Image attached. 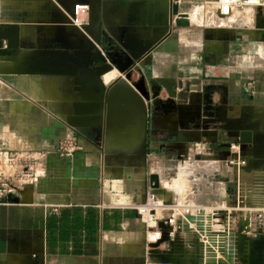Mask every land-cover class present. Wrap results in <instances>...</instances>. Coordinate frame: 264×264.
<instances>
[{
    "label": "crops",
    "instance_id": "1",
    "mask_svg": "<svg viewBox=\"0 0 264 264\" xmlns=\"http://www.w3.org/2000/svg\"><path fill=\"white\" fill-rule=\"evenodd\" d=\"M19 1L22 0H0V26L20 24L25 16L30 17L23 7L17 8ZM80 1L93 6L81 29L88 47L108 49V44H102L104 34L113 38V46L120 50H124L121 41L139 50L152 41L160 45V52L145 54L151 57L150 65L135 63L133 81L144 78L151 91L155 79L175 80L180 93L176 102L184 107L180 113H167V106L157 103L168 101L165 88L156 100L147 101L131 86V81L127 84L121 79L123 75L113 68L115 74L102 78L110 83L118 81L123 93L113 92V101H106L96 121L83 124L80 118H72L77 126H71L68 118L75 112L69 105H62L63 101L54 105L38 102L13 88L16 66L27 64L30 49L41 47L45 43L43 33L49 31V28L39 30L41 43L36 44L27 40L30 33L23 31L22 26L17 43L9 48L5 41L3 47L7 53L0 48V151H35L42 158L43 169L32 189L20 195V202L0 205V264L152 262L149 252L155 241L154 230L147 228L132 207L145 203L153 175L160 176L165 190L166 174L179 169L176 163L184 155L200 160L201 166L205 163L214 166L210 171L195 169L188 173L189 180L179 179V174L171 182H187L182 195L172 192L167 195L166 200L174 207L187 206L194 212L199 206L211 216L232 200L237 206L239 197L244 203H253L251 200L255 198L264 204L262 192L254 196L252 191L253 178H263V173L237 175L235 165L233 169L224 167L233 158L219 146L240 145L239 138L232 134L233 130L229 131L233 137L230 141L223 139L226 133L219 129L213 133L218 137L204 132L216 124L223 128V123L211 122L205 112L199 117L198 110L206 93L212 94L214 105L226 104L228 117L233 119L239 118V109L248 113L251 103L264 108V67L259 63L264 58V12L245 10L260 13L261 21L254 26L252 18L235 11L229 17L230 26L217 24L210 30L200 24L203 27L200 40L193 29L175 26L174 0ZM193 2L201 3L198 6L201 10L205 7L204 0H179L180 13ZM64 4L66 15L71 18L78 3L69 0ZM200 12L199 22L205 18ZM55 19V23H60ZM211 32L214 38L206 39ZM257 35L262 36L256 38ZM81 79L84 96L92 97L94 79ZM250 83L252 92H248ZM72 135L77 136L80 149L62 157L58 151L60 143ZM234 149L237 157L239 148ZM239 176L240 182L234 181ZM192 177L199 179L196 184L202 189L197 194L193 192ZM236 223L234 219L230 224L234 230ZM191 228L197 231L195 224ZM191 234L182 233L186 250H191ZM159 249L168 250L170 246L164 244ZM212 250L217 259H223L217 247ZM209 255L213 254L205 252V260H210Z\"/></svg>",
    "mask_w": 264,
    "mask_h": 264
},
{
    "label": "water",
    "instance_id": "2",
    "mask_svg": "<svg viewBox=\"0 0 264 264\" xmlns=\"http://www.w3.org/2000/svg\"><path fill=\"white\" fill-rule=\"evenodd\" d=\"M61 1V0H59ZM69 1V0H65ZM77 3L81 2L80 0H76ZM175 4L173 5V14L179 17L177 21L178 26L188 27L190 26V22L187 19V14L180 13L179 8L180 4L178 3L179 0H175ZM48 23V22H47ZM70 24V28L67 25H62V23H55L51 22V24L41 25L38 29L45 30L51 27L55 28V33H61L62 30L65 29L66 33L67 30L70 29L71 32L68 31L70 34L69 38L74 39L73 42L68 41L65 39H61V37L53 33V35H47L43 33L42 40L45 43L44 49H41L37 55L32 56L31 60L33 62L34 69L29 70V74H35V70L39 72L42 76H57V77H91L96 78L100 75H103L107 72H110L113 68L117 69L121 75L125 76L127 80H133V68L136 62L140 65H150L151 64V57L150 54L152 51L160 52L161 47L160 45H156L152 42H148L145 44L143 50L135 49L132 45H128L124 41H121V46L124 47L123 49H119L116 46H113V38L104 34V40L102 44H108L109 48L105 49L102 48H89L88 44L85 43V37L81 35V30L76 26L72 25L71 20L67 23ZM20 26L17 24H2L0 26V48L3 49L4 53H7V48L3 47L4 42L8 41V47H11V44L17 43V36L19 35ZM18 33H16V31ZM14 36V39H12ZM16 37V38H15ZM65 37V36H64ZM56 38H60L61 40V47L62 49L55 48V40ZM213 33L211 35H207L206 39H213ZM37 43H41V39H37ZM148 53L147 55H145ZM55 56V59H51ZM24 66V65H23ZM26 67H24L25 69ZM23 68H18L13 71L14 74L18 73H26L22 71ZM138 71L140 69H137ZM133 86L137 89L140 93L141 98L149 101L151 98L156 100L160 95V92L163 88L168 91L169 99L166 103L161 102L158 100L157 103H162L163 105L167 106V113H174L178 112L183 109L184 105L181 103H177V99L180 98V93H178L177 89L179 87L178 83L173 79L167 78H158L151 82L152 89L151 91L146 86V81L143 78L139 82L133 83ZM204 100H201V103L198 104L199 117L202 116V113L205 112L206 115L211 118V122H226L228 125L231 126H222L225 130L232 132L234 136L239 138V154H238V162L245 163L244 165H240V170L245 172H251L253 169V161L255 158H259L262 162L260 164V168L264 172V127L261 126H248L245 127V123H249V120H252L258 117L253 109V107H249L248 109V116L243 113L241 118L233 119L228 118L229 108L228 106H216L214 105V100L211 93H206L203 97ZM102 104V108H103ZM98 110V114L101 113V110ZM261 119V118H260ZM73 119L70 117L68 118V122L71 126H77L74 124ZM236 145V144H234ZM228 153L231 155V149L233 144L227 143L221 145ZM186 156V155H184ZM184 158V157H181ZM254 158V159H253ZM151 187L158 190L161 188L160 178L159 175L155 174L152 176L151 179ZM201 218L205 221V218L201 216ZM209 217L208 219H210ZM220 219H224V216H220ZM188 223H196L197 224V232L193 234L192 240L189 242V249H185V244L183 240L180 238L179 234H176L175 239H171L169 232L171 227L160 223V227L163 228L162 238L157 242H154L150 245L152 248L149 252L151 260L155 264H183L182 259H202L201 253L206 248L208 251L211 252V247H218L219 252H222L227 257V264H234L235 253L232 251H228L226 248V241L222 238H218L217 236L221 235L211 234L210 227H206L205 224H199V218L193 215H188L186 217ZM219 225L222 222L218 223ZM187 231L190 229H186ZM245 230L244 226H241L238 232H229L227 229L226 237H229L235 246L238 247V253L241 256L242 264H264V234H258L257 237H251L243 233ZM179 232L181 230H178ZM206 236L205 243L201 240V236ZM213 237V238H212ZM216 237V238H214ZM236 237V238H235ZM163 244H168L170 249L168 250H161L159 249ZM213 252V251H212ZM212 256L216 258L215 253ZM203 263V262H202ZM204 264H222L220 261H210V263ZM225 264V263H223Z\"/></svg>",
    "mask_w": 264,
    "mask_h": 264
},
{
    "label": "rangeland",
    "instance_id": "3",
    "mask_svg": "<svg viewBox=\"0 0 264 264\" xmlns=\"http://www.w3.org/2000/svg\"><path fill=\"white\" fill-rule=\"evenodd\" d=\"M174 2H175V0H174ZM18 3L20 5L17 6V8L20 7L22 9V7H23L26 12L28 11V13H30V17L25 16L24 17L25 19L23 20V22H21L20 24L19 23L17 24V26H20V29H19L20 32L22 31L21 28L23 26V31L30 33V34H28L29 38L27 39L30 42H31V40H33L34 43L38 44L37 39L41 37V36L38 37L40 34L38 32L39 27L41 25H47L48 23L51 24V22H54L53 20H56L55 18H57L58 21H60L62 23V25H67V27H69V28L71 26L70 24H67L71 19H70V15H66L67 13H66L65 7H64L65 6L64 3H66L65 0H61V1H59V0H22V1H19ZM203 5L205 7L201 10V8L198 7V6H201V3L193 2V5L192 6H190V5L186 6L184 8L185 12H183V14L188 13L187 19L190 22V26H188V28L193 29L195 36L199 37L200 40L202 39V30H203L202 26H208V28L210 30H212V29H214L213 25L219 24L220 26L224 27V26H230V23H231V18H229V17L222 18L218 15V11H217V8L215 6L207 5L205 3ZM91 10H93V6L90 5L88 13L85 14L86 15L85 20H86V17H88L89 14L92 12ZM199 12L201 14H203L205 17V18H200L201 22H199V18H198ZM235 12L241 13L246 18H250V19L252 18L253 19L252 21L254 23L253 26L256 24V22L259 23V21H261L259 18V17H261V15L259 12L255 13V12L250 11V13H247V11L242 10V9H237V10H235ZM174 17H176V21H175V26H176L179 17H177L175 15H174ZM8 24L13 25L16 23H8ZM234 24H236V23H234ZM237 24H241V23H237ZM179 27H182V26H179ZM52 29L54 30V32ZM223 29H226V28H223ZM55 31H56L55 28L51 27V29L49 28V31L47 32V34L48 35H53V33L56 34L57 32L55 33ZM68 31L71 32L69 29V30H67V33H66V31L64 29V30H62L61 33L60 32L57 33V35H58V37L60 36L61 39H63L64 41H65V39L68 41H71L72 39L69 38L70 34H68ZM16 33H18V32L16 31ZM225 36H227V35H225ZM260 36H262V35H257L256 38L257 37L260 38ZM61 39L60 38L54 39L55 40V43H54L55 48L62 49L61 41H59ZM43 45L44 44H42L41 47H39L37 49H35V47L33 49H30V48H32V46H30L29 52L31 54L28 57L29 59L27 61V64L24 66H19V65L16 66L17 68H23L22 71H25V69H26L27 72L25 74L24 73H18V74L14 75L15 78L17 79L16 82H14V87H13L14 90H18V92L26 94L27 96H29L30 98H32L35 101L43 102V103L46 102L50 105L59 104L58 103L59 101H63L64 103L62 102V105L63 104L69 105V108H71V110L73 112H75V113H73V115H70V118L71 119L72 118H80L83 124L96 121L98 116L100 115L97 112H98V110H100L102 108V104L105 106L107 100L113 101V92L119 88V82L118 81H114L111 83L107 82L105 80V78H102V75H100L96 78H92L95 81L94 83H92V97H85L83 94L84 93L83 92V83H82L81 77L67 78V77H57V76H44V75L42 76L36 70H35V74L30 75L29 70L34 69L33 62L31 60V58H32V56L37 55L36 53L41 51V49L45 48V45L44 46ZM259 63L262 65V67H264V58L263 57H261ZM24 67H26V68L24 69ZM113 72H115V71L113 70ZM121 79H125L127 81V84H128V82H130L129 80L126 79L125 76H123ZM132 82L135 83L133 80H132ZM132 82H130V83L132 84ZM131 86H133V84ZM203 97H201L202 100H204ZM70 98H71V100H70ZM250 105L254 108L255 113L258 117L254 118L252 120H249L248 122L250 123V122H253L254 120H258L260 122L261 127L263 128L264 127V122H263L264 121V108L255 107V105L252 103ZM243 111H244L243 109H239V112H238L239 118L242 117ZM245 114H246V116H248L247 112H245ZM68 117L69 116H67L66 119ZM233 117L236 118L237 116H233ZM201 121H200V123H201ZM222 123H223L224 127L227 125L226 122L222 121ZM197 124L200 127H202V125L199 124L198 122L196 123V125ZM230 126H231V124H230ZM220 128L221 127L218 124H216L214 128H211V129L209 128V129H207L205 131L203 130V131L208 133L209 135L212 134L215 136V134H213L214 131L219 129L222 134L226 133L224 138H223L225 141H230L231 139H233V137L229 136L228 130H225L224 128H221V129ZM200 129L201 128H199V130ZM215 137H218V135ZM219 148L223 151H226L221 145L219 146ZM234 150L236 151V149H233L232 154L236 155V152H234ZM238 154H239V152H238ZM227 156H228V154H227ZM227 156H226V160L228 159ZM236 158L235 159L238 161V157H236ZM214 160L219 161L221 159L215 158ZM184 161L189 162L190 164H193V163L197 164L196 162H198V164H201V165L203 164L202 162L199 163L200 160L195 159L189 155L188 156L186 155V156H184V158H180L179 161H177L176 165H177V167H179V169L177 168L178 171L180 170L179 162H184ZM241 164L243 165V163L237 162V164L234 167V171L237 175H240L241 173L245 172L243 170H240ZM252 164L254 165L252 171L251 172H245V173H254V172L258 173V174L263 173V178H262V176H256V178H253L254 179V190L252 189L253 195L254 196L258 195V194L261 195V192L264 195V172L262 171V169L259 166L260 164H262L260 157L255 158ZM228 165L230 166L229 163L224 165L226 170L229 168H232V166L229 167ZM188 172H189V170H188ZM196 173H198V172H196ZM179 174H180V172H179ZM188 175H190V174L180 176L179 179L180 178H186L189 180ZM234 179H235L234 181H236V182H240V180H241L240 176L237 178H234ZM174 183L179 184V189L177 188L178 186H175L176 184L173 185L172 183L165 184V187H168V188L171 187L172 189L170 188V192H172L176 195L177 194L182 195L181 194L182 192L180 190V187H181L180 182L175 181ZM232 185H231V187H232ZM161 189H164V187ZM262 189H263V191H261ZM165 191H166V189L162 190L163 196H164V198H167V195L169 194V190L167 189L168 192L167 191L165 192ZM236 192H238V191H236ZM251 201H253V203L252 202L247 203L245 201V203H246L245 204L244 201H242V199L239 197V199L237 201V206H235V203L233 200L231 202H228L227 205H225V204L222 205V207H223L222 216H224L225 218L222 219V224L220 226H217L214 228L215 230L211 229V234H215V236L217 234L218 235L220 234L221 237L217 236L218 238H222L226 242L228 241L226 243L227 250L230 252L233 251L235 253V255H237V256H235V259H234L235 263L234 264H242L241 256L239 254H237L238 253L237 250H238V247H240V245L239 246L233 245L234 242H232L229 237H226L227 232H225V231L228 229L229 232L233 231L236 233L239 231L241 226H244L245 227V230L243 231L244 234L251 236V237H257V235H258L257 233L260 232V223L257 220L260 212H258L257 208H259L260 206H264V204L259 203L258 201L256 202L255 198H254V200L252 199ZM234 219H236V222H237L236 226H235V230L230 227L231 226L230 224ZM212 231H217V232L214 233ZM214 238H216V237H214ZM212 248H214V247H211V252L208 251L209 249L208 250L206 248L204 249V251L201 253L202 259H200V256L198 257L199 259H190V258L184 259V260L182 259V263L183 264H204V262L210 263V261H213L215 259L216 261H220L222 264L223 263L227 264L228 263L227 257L222 252H220V253H222L223 259H217L216 253H215L216 258L212 257L214 255L213 254L214 251L212 250ZM205 252H207L208 254H213V255H209L210 260H205V256H204Z\"/></svg>",
    "mask_w": 264,
    "mask_h": 264
},
{
    "label": "built area",
    "instance_id": "4",
    "mask_svg": "<svg viewBox=\"0 0 264 264\" xmlns=\"http://www.w3.org/2000/svg\"><path fill=\"white\" fill-rule=\"evenodd\" d=\"M204 3L215 6L218 15L222 18L230 17L237 9H259L264 12V0H204ZM88 10L89 6L86 4L78 3L74 5L70 18L72 25L81 30L85 25V14H87ZM248 88V92H252V83L249 84ZM236 147L239 148L238 145L233 144L232 150ZM77 149H80L78 138L72 135L62 140L58 151L62 157H67L71 156ZM225 152L227 153V151ZM228 157L233 158L232 160L229 159L230 166L237 164L238 161L235 159L234 154L231 153ZM42 169V158L35 151H0V205L20 202V195L32 189L36 180L42 174ZM178 177V169L170 171L165 176V182L171 183ZM192 180L195 181L193 192L197 194L201 191L200 184H196L199 179L192 177ZM132 208L137 212L139 218L147 228L154 230L152 234L155 238L154 242L162 238L163 228L160 227V223L171 227L169 232L171 239H175L176 234H179L180 238L184 240L185 238L182 236V233H192V237L197 232H193L191 228V224H195L196 226L197 224L187 222L186 217L188 215L196 216L200 220L199 224L203 223L206 227H210V229L220 226L218 223L222 222V219L219 218L222 216V210L216 211L210 216L206 214L207 211L204 208L199 206L194 210L195 213L187 206L174 207L173 203L167 201L166 198H161L158 190L152 187L148 190L145 203ZM257 210L260 212L257 218L260 223V232L257 234H264V206H260ZM201 216L205 218V221ZM209 217L211 218L208 219ZM187 228L190 230L187 231ZM178 230L181 231L179 232ZM204 237L203 241L207 243V238L206 236ZM148 264L155 263L152 261Z\"/></svg>",
    "mask_w": 264,
    "mask_h": 264
},
{
    "label": "bare ground",
    "instance_id": "5",
    "mask_svg": "<svg viewBox=\"0 0 264 264\" xmlns=\"http://www.w3.org/2000/svg\"><path fill=\"white\" fill-rule=\"evenodd\" d=\"M113 69L110 71V72H107V73H105V74H103V75H106V76H111V75H113V74H115V72H113ZM86 77V76H85ZM124 81L125 80H123L121 83L122 84H124ZM117 85V84H116ZM115 85V86H116ZM121 92V93H123V89H121V87L119 86V88L116 90V92ZM253 126V127H255V126H261L260 125V122L258 121V120H254L253 122H251V123H245V127H248V126ZM227 126H230V125H226V127ZM213 166H214V163H205L203 166H201V165H199V164H190V163H188V162H181V164H180V176L181 175H185V174H188V173H191V172H194V170L196 169H200V168H203L204 170H206V171H210L211 169H213ZM188 170H190L189 172H187ZM178 182H180V185H181V187H180V190H181V194H183L184 193V191H185V188H186V186H187V182H185L184 180H179ZM165 184H168L167 182H164ZM177 183V182H176ZM176 183H173V185H175ZM172 185V186H173ZM175 186H178L177 188L179 189V184H176ZM174 187V186H173ZM161 188H163V185H161ZM161 188H158V192H159V196L161 197V198H163V199H165L164 198V196H163V192H162V189ZM166 189H168L169 190V192H170V188H168V187H165ZM172 189V188H171Z\"/></svg>",
    "mask_w": 264,
    "mask_h": 264
}]
</instances>
